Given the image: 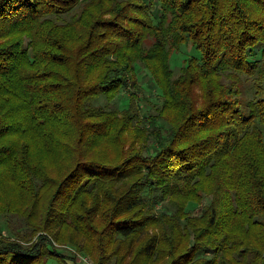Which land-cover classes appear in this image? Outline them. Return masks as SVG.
I'll return each instance as SVG.
<instances>
[{
    "label": "trees",
    "instance_id": "16d2710c",
    "mask_svg": "<svg viewBox=\"0 0 264 264\" xmlns=\"http://www.w3.org/2000/svg\"><path fill=\"white\" fill-rule=\"evenodd\" d=\"M0 214V264H264V0H0Z\"/></svg>",
    "mask_w": 264,
    "mask_h": 264
},
{
    "label": "rangeland",
    "instance_id": "374dc122",
    "mask_svg": "<svg viewBox=\"0 0 264 264\" xmlns=\"http://www.w3.org/2000/svg\"><path fill=\"white\" fill-rule=\"evenodd\" d=\"M173 57V69L179 71V66L182 65L184 59L187 57H190V55L198 56L199 52L195 49V47H189L184 45L180 52H177L174 54ZM134 93V94H132ZM134 98L136 104L135 106H141L142 110L144 112H153L155 111V108L160 105L161 98L159 96V90L155 86L151 76L147 73V71L143 68H140L137 72V85L135 87L130 86L128 89L124 91V93L121 94L120 97H118L114 103L113 106L116 109L122 110L125 108L129 103V98ZM106 101L104 96H100L99 98H94L91 102L93 104H99L103 105ZM148 125V123H147ZM142 126V125H140ZM209 202V198L204 197L201 203H189L187 209L192 211L194 214L193 216L199 215L201 213V210L205 204ZM25 224L23 222V219L13 216V215H1L0 214V236H4L7 238H14V231L15 230H21L25 228ZM44 233V232H40ZM47 236H49L53 242V244L58 247L62 252L73 255L70 251H73L77 256V261L79 264H92V261L90 258L83 256L82 254H79L73 247H70V245L61 244L57 242L53 236L49 233H45ZM37 237V236H36ZM70 250V251H69ZM69 263H72V261H69Z\"/></svg>",
    "mask_w": 264,
    "mask_h": 264
}]
</instances>
